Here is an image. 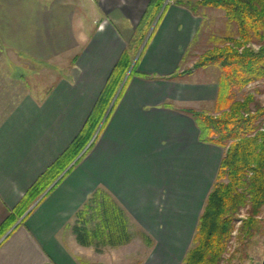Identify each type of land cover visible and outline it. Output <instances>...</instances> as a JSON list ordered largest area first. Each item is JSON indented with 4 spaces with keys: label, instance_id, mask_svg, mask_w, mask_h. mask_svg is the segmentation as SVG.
Instances as JSON below:
<instances>
[{
    "label": "crops",
    "instance_id": "1",
    "mask_svg": "<svg viewBox=\"0 0 264 264\" xmlns=\"http://www.w3.org/2000/svg\"><path fill=\"white\" fill-rule=\"evenodd\" d=\"M149 2L0 0V72L7 65L57 72L46 91L30 90L0 120V227L81 132L123 52L134 48L118 101L77 159L87 152L11 222L0 264H98L102 249L123 246L97 250L98 240L77 238V212L97 189L125 210L132 238L136 225L144 233L181 225L174 195L209 194L220 149L200 140L187 111L218 97L217 80L194 68L207 50L195 46L205 18L172 0L138 33ZM188 207L184 230L199 219ZM87 220L89 229L99 223L91 213Z\"/></svg>",
    "mask_w": 264,
    "mask_h": 264
},
{
    "label": "trees",
    "instance_id": "2",
    "mask_svg": "<svg viewBox=\"0 0 264 264\" xmlns=\"http://www.w3.org/2000/svg\"><path fill=\"white\" fill-rule=\"evenodd\" d=\"M166 1L150 0L137 26L138 33L146 32L152 26ZM174 1L196 12L190 0ZM197 3L223 9L228 21L237 26L236 36L224 37L220 44L199 55L194 65L198 70L215 64L220 70L215 113L187 110L198 123L200 140L226 148V151L199 216L192 246L185 253L183 262L220 264L241 208L250 206L240 236L252 238L259 231L258 215L264 206V104L251 93L242 99L235 98L238 91L264 78V0H199ZM253 44L259 45V49ZM133 49L129 47L123 52L83 129L24 195L13 216L0 227V238L11 228V222L41 201L75 165L71 164L85 155L87 151L77 159L94 137L111 104L115 106L118 101L122 90L118 95L117 92L122 77L131 66ZM226 178L228 181H224ZM89 212L99 220L95 229L87 226ZM74 230L84 245L98 240L97 250L107 244L119 246L132 240L125 210L100 189L78 210Z\"/></svg>",
    "mask_w": 264,
    "mask_h": 264
},
{
    "label": "rangeland",
    "instance_id": "3",
    "mask_svg": "<svg viewBox=\"0 0 264 264\" xmlns=\"http://www.w3.org/2000/svg\"><path fill=\"white\" fill-rule=\"evenodd\" d=\"M190 1L195 6L196 12L201 13L205 18L196 39V47L202 46L203 49L208 50L220 44L224 37L237 35V26L228 21L223 9L199 5L197 3L199 0ZM253 47L259 49V45L257 44H253ZM9 68L7 65L6 70L0 72V120L21 96L27 94L30 90L41 93L46 91V88L50 85L46 83L52 80L54 81L57 76L56 71L43 67L31 68L29 66H21V68L15 70L16 72ZM200 70L198 72L199 78H213L218 80L220 70L215 64H210ZM248 93L254 94L255 98L264 104V78L254 81L243 90L238 91L235 98L242 99ZM210 102H199V109L212 114L215 113V104L214 102ZM108 111L96 133L101 129L102 124H104L103 122L108 115ZM219 149L222 158L226 148L219 147ZM214 176L213 183L216 179V175ZM224 181H228V179L226 178ZM174 196H176L175 198L177 200H171L170 203H175L176 208L181 209V225L171 224L169 226L164 224L159 231L151 233H144L136 225L134 226L133 240L127 245L113 250L102 249L97 258L101 261L98 264H184V255L192 246V239L196 229L195 221L192 219V224L189 226V229L184 230L183 226L185 222L182 221L185 218V212H187L189 209L188 206L192 202V209H195L196 213L200 216L208 195ZM249 214V205L242 207L238 213L235 221V229L232 232L228 248L220 264H262L264 258V206L258 215L260 224L259 231L252 238H244L240 236L241 227L248 219ZM178 226L182 229H178Z\"/></svg>",
    "mask_w": 264,
    "mask_h": 264
},
{
    "label": "water",
    "instance_id": "4",
    "mask_svg": "<svg viewBox=\"0 0 264 264\" xmlns=\"http://www.w3.org/2000/svg\"><path fill=\"white\" fill-rule=\"evenodd\" d=\"M262 264H264V258H263Z\"/></svg>",
    "mask_w": 264,
    "mask_h": 264
},
{
    "label": "built area",
    "instance_id": "5",
    "mask_svg": "<svg viewBox=\"0 0 264 264\" xmlns=\"http://www.w3.org/2000/svg\"><path fill=\"white\" fill-rule=\"evenodd\" d=\"M172 1V0H171ZM166 2H170V0H167Z\"/></svg>",
    "mask_w": 264,
    "mask_h": 264
}]
</instances>
